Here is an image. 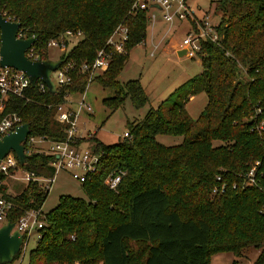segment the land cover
I'll use <instances>...</instances> for the list:
<instances>
[{"label": "trees", "instance_id": "obj_1", "mask_svg": "<svg viewBox=\"0 0 264 264\" xmlns=\"http://www.w3.org/2000/svg\"><path fill=\"white\" fill-rule=\"evenodd\" d=\"M133 2L0 0V14L36 37L41 60L50 59V39L79 31L80 39L58 58L77 68L92 63L98 49L110 50L106 42L119 24L128 28L127 50L145 40L147 15L130 13ZM215 14L219 39L202 41L201 72L149 107L141 120L128 121L122 141L95 140L99 163L81 184L86 199L60 196L43 213L45 225L27 264H210L212 253L240 257L248 247L260 248L255 264L264 263V0H217ZM65 42L68 47L72 39ZM128 57L113 53L93 80L111 90L102 103L112 112L127 98L135 108L148 103L139 79L118 78ZM69 75L71 82L54 92H41L36 84L24 97L11 95L2 115H20L31 136L63 140L66 125L56 121V107L65 94L82 93L88 79V73ZM199 93L206 103L192 118L185 106ZM158 135L182 141L167 146ZM29 148L21 167L53 178V157ZM252 168L255 184L248 176ZM118 173L120 182L111 190L105 179ZM48 191L29 181L7 195L14 206L7 221L40 210Z\"/></svg>", "mask_w": 264, "mask_h": 264}, {"label": "built area", "instance_id": "obj_2", "mask_svg": "<svg viewBox=\"0 0 264 264\" xmlns=\"http://www.w3.org/2000/svg\"><path fill=\"white\" fill-rule=\"evenodd\" d=\"M138 11H145L148 19V25H153L157 19H160L164 24L168 26V29L175 27V24L187 22L189 28L185 31L182 40L180 41V49L184 51V56L188 58H196L201 51L202 41L216 42L219 39V34L215 29V25L210 22L209 17H199L194 7H191L187 0H134L130 13L134 14ZM6 21H15L10 16L1 14ZM78 31L73 33L68 30L57 38L50 39L47 42V48L59 47L66 48V42L68 39L80 36ZM15 37L17 39L31 38L26 35L25 29L20 24V27L16 31ZM34 37V36H32ZM128 39V28L124 24H119L112 35L106 42V46L110 48H100L96 51V55L92 63H83L76 68L72 61H62L61 65L53 71L56 75V82L52 80L55 86H63L71 82L69 73L76 71V73H88V79L85 90L80 95V99L76 102H72L71 96L65 94L64 101L57 105L55 119L58 123L66 125L65 138L60 141H52L45 136H31L30 133L26 139L22 142L24 146V152L28 154L29 146L33 147L38 152H42L46 155L52 156L51 162L54 167V174L59 170L68 171L70 176L78 181L84 183L89 177L96 173L99 163V154L95 153L92 149L82 148L79 145V139L81 134L77 135V124L80 115L92 112L91 105L86 101V91L88 85L94 80V78L102 74L109 66L111 56L113 53L118 54H130V51L126 48ZM146 40L140 44L145 45ZM35 42L25 51V55L32 61H41L40 56L35 48ZM154 51V50H153ZM151 51L150 55H153ZM62 60V59H61ZM52 73V72H51ZM50 73V75H51ZM36 84L39 85L41 92L45 91L47 86L41 80H38ZM35 84V85H36ZM29 86H32L28 76L21 70L14 69L12 67L0 66V140L3 136L13 132L18 126L24 122L20 115L15 112L6 113L5 104L11 95L17 97H24V94ZM48 89V88H47ZM29 100V98H26ZM0 174L4 178L0 177V222L7 223L8 214L13 209V202L8 198L7 177H11L25 182L39 181L44 188H50V184L53 178H45L37 176L34 172L26 171L21 167L14 152L10 151L0 160ZM123 173L116 175L110 174L105 179V184L109 189L115 190L120 182ZM248 176L250 182L255 184L254 180V168H252ZM264 189V184L262 185ZM223 186L219 191H223ZM218 188L213 189V193H216ZM4 223V224H5ZM13 223L12 231H17L22 236V243L20 245L19 252L13 257L10 262L3 264H23V258L26 252V247L30 239V235L33 231L37 232V240L40 237L39 229L45 225L43 220V213L40 210H27Z\"/></svg>", "mask_w": 264, "mask_h": 264}, {"label": "rangeland", "instance_id": "obj_3", "mask_svg": "<svg viewBox=\"0 0 264 264\" xmlns=\"http://www.w3.org/2000/svg\"><path fill=\"white\" fill-rule=\"evenodd\" d=\"M217 0H188L191 7L198 10L199 17H209L210 22L216 25L217 17L215 14ZM167 26V25H166ZM149 27V25H148ZM165 28V26H164ZM189 28V24L185 21L175 24V27L168 32V36L163 39L158 36L166 29H160L153 38L160 42V47L155 50L151 56L150 40L145 45L137 44L130 51L129 57L123 71L118 76L120 81L129 79H139L148 96V103L143 107L135 108L130 99H125L123 105L115 111H111L106 107L102 100L111 96L109 89L102 88L96 81H92L86 91L85 99L91 105L92 112H83L78 120L77 135L84 133L79 139L83 147L94 149L95 140L103 144H113L122 141L128 135V121H139L143 118L149 107H156L161 100L168 96L178 86L186 82L189 78L200 72V59L188 58L184 56L178 57V54L171 48L164 47L170 40L180 42ZM151 28L149 27V30ZM156 31V30H155ZM150 35V34H149ZM72 42L66 48L51 47L48 55L50 59L57 60L64 51H67L80 36L72 37ZM187 75L189 77H187ZM51 79L56 82V75L51 73ZM185 77V78H184ZM184 78V79H183ZM80 99L79 94L71 96L72 102ZM206 103V95L199 93L194 96L187 104V112L192 118H196ZM157 139L164 145H176L181 143V136L158 135ZM217 141H214V145ZM27 182L23 180L7 177L8 193L11 195L19 193ZM73 196L86 199V195L82 189L81 183L74 180L68 171L59 170L54 176L50 184L47 196L41 206L42 213L54 208L60 196ZM5 222H0V226ZM37 232L33 231L28 241L26 252L23 258V264L28 263L29 253L36 246ZM260 254V248L248 247L240 257H235L230 252L212 253L209 256L210 264H255ZM264 264V263H263Z\"/></svg>", "mask_w": 264, "mask_h": 264}, {"label": "water", "instance_id": "obj_4", "mask_svg": "<svg viewBox=\"0 0 264 264\" xmlns=\"http://www.w3.org/2000/svg\"><path fill=\"white\" fill-rule=\"evenodd\" d=\"M19 27V22L6 21L0 14V66L21 70L28 76L32 86L41 80L50 92H54L55 86L50 79V73L55 71L63 60H30L25 51L36 41V37L17 39L15 34ZM181 52L184 53L183 50ZM181 52L177 54L181 55ZM29 132V124L23 123L13 132L3 136L0 140V160L12 151L23 165L28 155L24 152L22 142ZM12 227V222L0 226V264L10 262L19 252L22 243V236L17 231H12Z\"/></svg>", "mask_w": 264, "mask_h": 264}, {"label": "crops", "instance_id": "obj_5", "mask_svg": "<svg viewBox=\"0 0 264 264\" xmlns=\"http://www.w3.org/2000/svg\"><path fill=\"white\" fill-rule=\"evenodd\" d=\"M187 3H188V0H187ZM189 4V3H188ZM196 9V8H195ZM196 11H197V15H201L200 13H198V10L196 9ZM217 16V15H216ZM218 18V17H217ZM219 19V18H218ZM218 19H217V21H216V23L215 24H217L218 23ZM164 26H165V28H164ZM149 27L151 28L150 30H149ZM149 27L147 26V35H146V38H145V40L147 41L148 40V38H149V40H150V48H152L151 50H150V53H151V51H153V53L155 52V50L156 49H158L159 47H160V42H157L156 40H154L153 38L155 37V35H156V33H159V31H160V29H166V28H168V26H166V24H164L160 19H157V21H155V23L153 24V25H149ZM172 28H174V27H172ZM156 30V31H155ZM167 31H165V32H163L162 34H159L158 36L160 37V36H162V38L161 39H163L165 36H168V32H170V30H172V29H166ZM150 34V35H149ZM164 47H167V48H171V49H173V51H175L176 53H178V52H181L182 51V49H180V42H177V41H175V40H170V42L167 44V45H165ZM149 53V54H150ZM182 52H181V55H178V57H180V56H182ZM152 56V55H151ZM130 58V57H129ZM201 67H200V72H201ZM199 72V73H200ZM199 73H197V74H195L194 76H196V75H198ZM194 76H192L191 78H193ZM187 77H189L188 75H187ZM185 78V77H184ZM183 78V79H184ZM190 79V78H189ZM188 79V80H189ZM166 98V97H165ZM192 99V98H191ZM190 99V100H191ZM189 100V101H190ZM162 101V100H161ZM160 101V102H161ZM188 101V102H189ZM159 102V103H160ZM188 102L186 103V106H187V104H188ZM185 106V107H186ZM186 110H187V108H186ZM202 111V110H201ZM84 135V133L82 132V134H81V136H83ZM156 139H157V137H156ZM157 141H159L158 139H157ZM79 145H80V147H82V148H84L83 147V145L79 142ZM7 190H9V188L7 189Z\"/></svg>", "mask_w": 264, "mask_h": 264}]
</instances>
